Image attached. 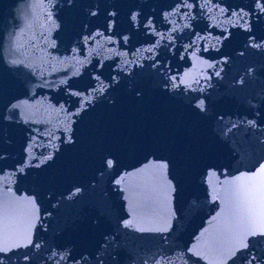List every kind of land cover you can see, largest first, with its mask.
<instances>
[{"label":"water","instance_id":"1","mask_svg":"<svg viewBox=\"0 0 264 264\" xmlns=\"http://www.w3.org/2000/svg\"><path fill=\"white\" fill-rule=\"evenodd\" d=\"M262 168L264 0H0V264H264Z\"/></svg>","mask_w":264,"mask_h":264},{"label":"snow or ice","instance_id":"2","mask_svg":"<svg viewBox=\"0 0 264 264\" xmlns=\"http://www.w3.org/2000/svg\"><path fill=\"white\" fill-rule=\"evenodd\" d=\"M108 163L109 165H111L112 162L109 161ZM258 175L264 176V168L260 170V173ZM250 196H251V200L258 201L261 209L264 210V182H262L259 189L256 192L251 193ZM157 264H159V262H157Z\"/></svg>","mask_w":264,"mask_h":264}]
</instances>
